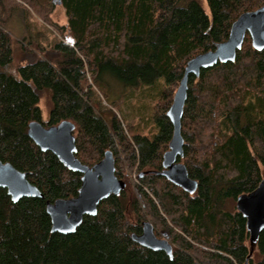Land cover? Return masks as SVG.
<instances>
[{
	"label": "trees",
	"instance_id": "trees-1",
	"mask_svg": "<svg viewBox=\"0 0 264 264\" xmlns=\"http://www.w3.org/2000/svg\"><path fill=\"white\" fill-rule=\"evenodd\" d=\"M60 1L67 24L57 29L66 42L31 50L2 28L0 0V161L25 173L43 195L13 202L0 188V264H264V232L259 259H247L245 219L231 208L264 178V51L254 50L249 36L234 63L189 78L179 162L197 182L195 193L154 174L172 136L166 112L187 61L225 42L233 22L264 0H206L209 14L196 0ZM37 13L48 22L41 7ZM107 75L155 103L141 117L148 133L133 116L124 127L115 106L99 100ZM45 91L51 108L43 123ZM64 120L75 125V157L91 167L110 151L126 185L67 235L51 231L46 202L75 197L81 175L27 135L32 121ZM127 174L136 175L135 187ZM145 220L168 238L172 259L131 240Z\"/></svg>",
	"mask_w": 264,
	"mask_h": 264
},
{
	"label": "water",
	"instance_id": "water-1",
	"mask_svg": "<svg viewBox=\"0 0 264 264\" xmlns=\"http://www.w3.org/2000/svg\"><path fill=\"white\" fill-rule=\"evenodd\" d=\"M56 5H61L57 0ZM249 36L252 48L264 51V6L253 12L241 14L231 25L227 40L212 51L198 54L187 61L182 78L173 94L166 116L172 125V136L168 149L162 156V170L155 175L188 194H194L197 182L188 176L179 159L183 156L184 140L181 135V120L187 99L188 82L191 76L198 78L202 70L217 64L234 63L237 52L242 48L245 37ZM75 125L67 120L55 126H44L38 121L28 125L27 135L42 152L53 154L67 169L81 175V186L75 197L46 202V213L50 218L51 231L62 235L72 234L85 216H95L99 204L109 196H117L125 189V182L115 175V159L110 151L95 165H83L76 157V141L73 135ZM0 188L5 189L13 202L23 198L43 199L41 192L26 178V174L15 169L10 163L0 161ZM236 211L245 219L251 258L264 232V178L257 188L236 198ZM141 232L132 234L131 240L141 247L155 252H164L172 259L173 246L163 234H155L153 225L145 220ZM193 264H199L194 262ZM247 264V261L244 263Z\"/></svg>",
	"mask_w": 264,
	"mask_h": 264
},
{
	"label": "rangeland",
	"instance_id": "rangeland-1",
	"mask_svg": "<svg viewBox=\"0 0 264 264\" xmlns=\"http://www.w3.org/2000/svg\"><path fill=\"white\" fill-rule=\"evenodd\" d=\"M2 1V19L5 22L2 28L14 39V42L16 41V43L26 46L31 50L49 49L50 46L58 41L66 42L64 41L66 40L64 39V36H62L57 29L65 27L67 24V18L61 5H56V2H52V0H30L29 3H27L29 0ZM196 1L199 3L203 11L206 14H209L206 0ZM40 7L42 8L43 13L47 16V23H44L43 18L37 13V9H40ZM13 48H15V53L12 67L13 70H15L14 74L16 75V68L19 64L20 48L19 45H16L15 43ZM43 53L45 54V51H43ZM87 80H89L90 84L92 83L89 75H87ZM105 82L106 86L98 88L100 91L97 90L98 93L100 92V94L102 93L103 95V98L99 97L102 104L109 107L107 104L110 103L115 106L112 110L119 115L124 127L131 125L130 118L133 116V120L141 129V132L148 133V130L150 129L149 122H147V120L145 122L141 121V117L144 113L149 114L155 103L153 102L152 105V102L147 99L145 100L139 95L138 91L133 92L132 90H127V87L122 83H119L110 75L106 76ZM49 95V91L43 92L39 103L41 121L43 123H46L49 120L51 108ZM129 116L130 118H128ZM125 117H127L126 120ZM127 178L129 183L135 187L137 184L136 175L127 174ZM235 204L236 201L231 204V208L234 211H236ZM155 234H158L157 237L159 238L162 237V233H157L156 230ZM246 245L248 246V242H246ZM253 257L254 262L259 259V250H257V247L255 248Z\"/></svg>",
	"mask_w": 264,
	"mask_h": 264
},
{
	"label": "flooded vegetation",
	"instance_id": "flooded-vegetation-1",
	"mask_svg": "<svg viewBox=\"0 0 264 264\" xmlns=\"http://www.w3.org/2000/svg\"><path fill=\"white\" fill-rule=\"evenodd\" d=\"M57 0H52V2H56ZM257 247V246H256Z\"/></svg>",
	"mask_w": 264,
	"mask_h": 264
},
{
	"label": "bare ground",
	"instance_id": "bare-ground-1",
	"mask_svg": "<svg viewBox=\"0 0 264 264\" xmlns=\"http://www.w3.org/2000/svg\"><path fill=\"white\" fill-rule=\"evenodd\" d=\"M219 132V131H218Z\"/></svg>",
	"mask_w": 264,
	"mask_h": 264
}]
</instances>
